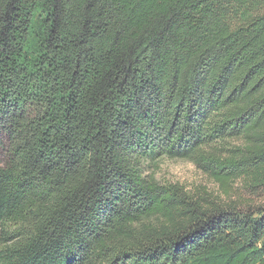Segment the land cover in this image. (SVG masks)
<instances>
[{"label":"trees","instance_id":"1","mask_svg":"<svg viewBox=\"0 0 264 264\" xmlns=\"http://www.w3.org/2000/svg\"><path fill=\"white\" fill-rule=\"evenodd\" d=\"M157 151L223 194L148 180ZM238 179L264 189V0H0V264H264Z\"/></svg>","mask_w":264,"mask_h":264},{"label":"rangeland","instance_id":"2","mask_svg":"<svg viewBox=\"0 0 264 264\" xmlns=\"http://www.w3.org/2000/svg\"><path fill=\"white\" fill-rule=\"evenodd\" d=\"M39 38V35L35 32L31 41L35 44ZM234 143L233 140H219L215 142L214 147L228 149ZM142 175L148 180H154L160 184H179L190 193L200 189H208L216 194H223L220 185L198 168L192 160L170 157L159 151L143 159ZM235 188H238L239 192L246 196V201L253 208L264 207V189L250 191L245 187L243 179H238L235 182Z\"/></svg>","mask_w":264,"mask_h":264}]
</instances>
